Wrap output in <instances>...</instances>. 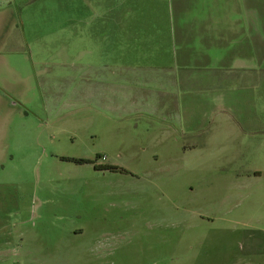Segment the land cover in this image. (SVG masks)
Instances as JSON below:
<instances>
[{
  "label": "rangeland",
  "instance_id": "1",
  "mask_svg": "<svg viewBox=\"0 0 264 264\" xmlns=\"http://www.w3.org/2000/svg\"><path fill=\"white\" fill-rule=\"evenodd\" d=\"M122 1L0 0V264H264V77L209 138L85 107L81 12Z\"/></svg>",
  "mask_w": 264,
  "mask_h": 264
},
{
  "label": "crops",
  "instance_id": "2",
  "mask_svg": "<svg viewBox=\"0 0 264 264\" xmlns=\"http://www.w3.org/2000/svg\"><path fill=\"white\" fill-rule=\"evenodd\" d=\"M125 1L81 12L95 47L79 65L82 104L114 119L161 123L166 133L183 138L213 136L214 122L202 120L208 111L210 118L223 117L222 128L238 126L230 112L254 104L248 94L259 93L263 82L264 0H132L133 6L121 7ZM7 24L8 14L0 21V79L6 87ZM9 97L0 89V104L16 107ZM45 111L52 117L50 107ZM256 130L252 124L249 135Z\"/></svg>",
  "mask_w": 264,
  "mask_h": 264
},
{
  "label": "trees",
  "instance_id": "3",
  "mask_svg": "<svg viewBox=\"0 0 264 264\" xmlns=\"http://www.w3.org/2000/svg\"><path fill=\"white\" fill-rule=\"evenodd\" d=\"M73 161L77 162V163H80V164H86V163L91 164V163H93V162L88 161V160H73ZM111 169L115 170L116 168H111Z\"/></svg>",
  "mask_w": 264,
  "mask_h": 264
}]
</instances>
